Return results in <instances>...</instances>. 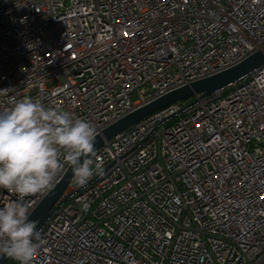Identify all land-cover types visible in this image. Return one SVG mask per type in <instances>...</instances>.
<instances>
[{
    "label": "built area",
    "instance_id": "1",
    "mask_svg": "<svg viewBox=\"0 0 264 264\" xmlns=\"http://www.w3.org/2000/svg\"><path fill=\"white\" fill-rule=\"evenodd\" d=\"M263 46L264 0H0V111L31 97L101 134ZM95 152L102 174L69 182L33 264H264V63Z\"/></svg>",
    "mask_w": 264,
    "mask_h": 264
},
{
    "label": "clouds",
    "instance_id": "2",
    "mask_svg": "<svg viewBox=\"0 0 264 264\" xmlns=\"http://www.w3.org/2000/svg\"><path fill=\"white\" fill-rule=\"evenodd\" d=\"M97 135L90 122L31 97L0 111V189L16 197L0 206V257L33 264L41 236L25 198L50 192L65 164L78 185L102 174L93 159Z\"/></svg>",
    "mask_w": 264,
    "mask_h": 264
},
{
    "label": "water",
    "instance_id": "3",
    "mask_svg": "<svg viewBox=\"0 0 264 264\" xmlns=\"http://www.w3.org/2000/svg\"><path fill=\"white\" fill-rule=\"evenodd\" d=\"M264 63V46L257 49L245 60L239 64L212 75L205 79L193 82L189 85L176 89L159 99L138 108L134 112L126 115L120 120L114 122L105 128L101 134H98L95 142V151L99 149L105 141H110L114 136L133 127L141 121H144L154 113H158L170 105L186 100L195 94L202 96L211 95L215 90L228 86L235 81L250 75L255 69ZM73 173L69 167L61 180L48 192L39 204L30 212L29 220L36 222L37 230L45 224L50 216V209L56 199L62 194L69 182L72 180ZM11 258L0 257V264H6ZM17 264V262L15 263Z\"/></svg>",
    "mask_w": 264,
    "mask_h": 264
},
{
    "label": "trees",
    "instance_id": "4",
    "mask_svg": "<svg viewBox=\"0 0 264 264\" xmlns=\"http://www.w3.org/2000/svg\"><path fill=\"white\" fill-rule=\"evenodd\" d=\"M6 264H15V261L10 259Z\"/></svg>",
    "mask_w": 264,
    "mask_h": 264
}]
</instances>
